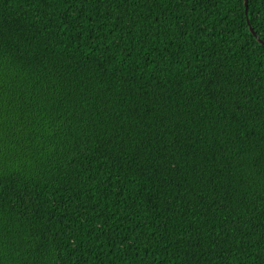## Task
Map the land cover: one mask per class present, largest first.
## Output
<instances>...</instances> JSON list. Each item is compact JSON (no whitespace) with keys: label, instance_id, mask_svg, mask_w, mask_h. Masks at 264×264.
Listing matches in <instances>:
<instances>
[{"label":"trees","instance_id":"16d2710c","mask_svg":"<svg viewBox=\"0 0 264 264\" xmlns=\"http://www.w3.org/2000/svg\"><path fill=\"white\" fill-rule=\"evenodd\" d=\"M0 0V264H264V0Z\"/></svg>","mask_w":264,"mask_h":264},{"label":"water","instance_id":"95a60500","mask_svg":"<svg viewBox=\"0 0 264 264\" xmlns=\"http://www.w3.org/2000/svg\"><path fill=\"white\" fill-rule=\"evenodd\" d=\"M247 7H248L247 0H245V14H246V16H247ZM249 30H250V32L253 35H255L257 37V39H258V41L260 43H263L264 44V40H262L261 38L258 37V35L255 34V32H254V30H253V28L251 26H249Z\"/></svg>","mask_w":264,"mask_h":264}]
</instances>
